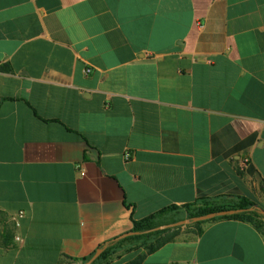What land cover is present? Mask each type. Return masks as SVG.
Instances as JSON below:
<instances>
[{"label": "crops", "instance_id": "1", "mask_svg": "<svg viewBox=\"0 0 264 264\" xmlns=\"http://www.w3.org/2000/svg\"><path fill=\"white\" fill-rule=\"evenodd\" d=\"M239 198L264 206V0H0V264ZM140 264H264V232L185 225Z\"/></svg>", "mask_w": 264, "mask_h": 264}, {"label": "trees", "instance_id": "2", "mask_svg": "<svg viewBox=\"0 0 264 264\" xmlns=\"http://www.w3.org/2000/svg\"><path fill=\"white\" fill-rule=\"evenodd\" d=\"M224 209H244L240 213L233 215H226L216 217L221 218H238L253 223L257 228L264 232V206L256 201L247 198H239L231 203L217 202L210 199H201L197 204H188L184 206L172 205L141 220H134V227L132 231L136 234L120 239L119 237L110 239L100 245L103 249L101 255L92 264H102L111 259L117 254L126 244L130 249L137 251V258L133 260L132 264H140L148 252H153L161 247L167 240H169L174 233L180 229L176 227L173 229L154 230L156 227L163 224L176 222L185 218H193L195 216L216 212ZM202 222L190 223L201 229ZM125 250H130V249ZM95 253V252H94ZM82 258V264L87 262L93 255Z\"/></svg>", "mask_w": 264, "mask_h": 264}, {"label": "water", "instance_id": "3", "mask_svg": "<svg viewBox=\"0 0 264 264\" xmlns=\"http://www.w3.org/2000/svg\"><path fill=\"white\" fill-rule=\"evenodd\" d=\"M244 209H224V210H219L216 212H210L207 214H203V215H199V216H195L191 219L189 218H185L176 222H172V223H167V224H163L161 226L156 227L154 230H161V229H174L176 227L179 226H185L188 225L190 223H196V222H202V221H207V220H211L214 219L216 217H222V216H226V215H233L236 213H240L242 212ZM136 234V232L134 231H129L127 233H124L122 235L119 236L120 239L122 238H126L128 236H132ZM103 252L102 248H98L96 250V252L94 253V255L84 264H92Z\"/></svg>", "mask_w": 264, "mask_h": 264}, {"label": "built area", "instance_id": "4", "mask_svg": "<svg viewBox=\"0 0 264 264\" xmlns=\"http://www.w3.org/2000/svg\"><path fill=\"white\" fill-rule=\"evenodd\" d=\"M130 154H128V156H129ZM246 162L248 161L247 159L245 160Z\"/></svg>", "mask_w": 264, "mask_h": 264}, {"label": "rangeland", "instance_id": "5", "mask_svg": "<svg viewBox=\"0 0 264 264\" xmlns=\"http://www.w3.org/2000/svg\"><path fill=\"white\" fill-rule=\"evenodd\" d=\"M126 245H128V244H126Z\"/></svg>", "mask_w": 264, "mask_h": 264}]
</instances>
